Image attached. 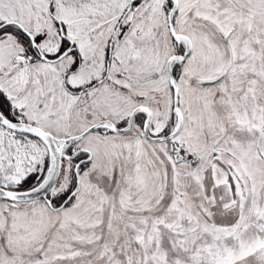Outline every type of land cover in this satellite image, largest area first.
<instances>
[{
	"label": "snow or ice",
	"instance_id": "1",
	"mask_svg": "<svg viewBox=\"0 0 264 264\" xmlns=\"http://www.w3.org/2000/svg\"><path fill=\"white\" fill-rule=\"evenodd\" d=\"M0 264H264V0H0Z\"/></svg>",
	"mask_w": 264,
	"mask_h": 264
}]
</instances>
